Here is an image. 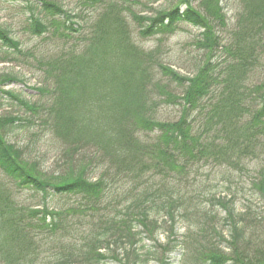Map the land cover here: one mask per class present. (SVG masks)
Here are the masks:
<instances>
[{
	"label": "trees",
	"instance_id": "16d2710c",
	"mask_svg": "<svg viewBox=\"0 0 264 264\" xmlns=\"http://www.w3.org/2000/svg\"><path fill=\"white\" fill-rule=\"evenodd\" d=\"M9 1L24 2L25 28L42 40L25 45L0 24V60L32 59L45 79L31 100L0 75V100L24 108L0 115V264H264V0H241L231 26L222 0L150 16L133 9L142 0H82L101 4L87 23L56 0ZM181 24L199 30L187 75L135 41ZM71 37L77 46H58ZM48 141L82 168L47 177ZM208 166L241 170L251 187L224 171L211 184ZM17 189L36 204H18ZM67 196L78 202L62 206Z\"/></svg>",
	"mask_w": 264,
	"mask_h": 264
},
{
	"label": "rangeland",
	"instance_id": "374dc122",
	"mask_svg": "<svg viewBox=\"0 0 264 264\" xmlns=\"http://www.w3.org/2000/svg\"><path fill=\"white\" fill-rule=\"evenodd\" d=\"M55 1V0H53ZM59 3L63 4L64 8L71 10L72 13L77 14L78 18H76V21L78 23H83L85 20L87 23L89 21V17L95 15L94 9L97 7L99 9L101 7V4H96L95 7L90 5H83L82 0H56ZM112 0H102V2H107ZM143 5L141 3H136L133 6L134 10H137V12L142 11L143 14L146 15H154L156 10L163 8H168V6L172 5L176 0H152V1H146L142 0ZM199 0H194L193 5L198 6ZM221 5L224 8V12L226 14V17L228 20L232 21L230 26L233 24L234 20L236 19V16L238 12L241 10L242 2L241 0H222ZM24 2H11L9 0H0V24L1 25H7L10 27L13 31V35L18 37L25 45L30 44L34 41H41L38 36H35V34H32L29 29H26V17L23 14L24 11ZM128 19L130 22H132L131 17L128 16ZM45 22H49V20H46ZM229 25V23H228ZM229 26V27H230ZM228 29V28H227ZM227 29H225L223 32H228ZM232 29V27H230ZM198 32L195 27L189 25V24H181L177 31L170 35L169 37H162L159 40V37L157 38H149L147 40L140 39L138 35L135 36V41L137 44L141 45V47H144L145 49H154L157 48L160 56L165 60L169 59L171 63H173L177 68H180V72L183 74H188L186 71L190 69V65L193 63L196 53V44L193 42L195 39L198 38ZM45 33V38H48L52 40V43L47 47V49L51 50L54 49L55 46V35L52 32ZM73 37L69 38L68 40L64 41V39L58 38L57 44L59 47H62L64 49L68 48L69 46H77L80 41L78 40H72ZM196 41V40H195ZM37 45V42H36ZM264 63V60H263ZM35 62L32 61V59H29L27 64H23L21 62L16 61H1L0 60V75L1 74H13L17 76L16 81L7 83L2 86L4 89L14 90L16 92H21L23 98H29L31 100H36L38 97H40V93H37L35 90L30 89L33 87H40L41 81L45 79L44 74L41 70H37L35 67ZM262 70V68H261ZM254 74V75H253ZM252 77L258 76V71L254 72ZM23 79V80H22ZM22 80L23 82H21ZM24 112V108L19 105L15 100L6 101L5 99L0 100V115H10V114H22ZM16 140L19 139V137L15 138ZM41 146V150L43 153L39 156L38 154H34L33 157L39 156V167L40 169L47 174V177L49 176H56L61 173H64L66 175H70V173H77L79 169L82 167L79 165V162L72 161L76 160V157L73 156L72 159L67 160L64 162L66 157H62L55 150L54 144L51 143V141H48L47 144H39ZM31 151L32 148H26L25 152L27 153L28 157L31 158ZM249 170L254 171L255 165H248ZM210 166H208L207 174L203 177L207 178V181L210 180L211 184H217L219 183V179L221 178L222 172L224 171L226 174L232 176V177H239L242 179L241 185L243 186L244 191L248 189L250 185V179L248 178V174L241 173V170H232L229 172V170L223 169V168H216L212 169L213 172H211ZM199 175L201 173H198ZM184 185V183H182ZM183 188V187H182ZM186 190V188H183ZM241 190V189H240ZM240 190L236 191L237 199L242 198L243 195L239 192ZM242 191V190H241ZM252 191V189H251ZM13 198L15 201L24 206L29 205H35L37 198H35V195L33 193H29V190L27 189H17L13 193ZM78 200L74 196H67L65 198H62L60 200V204L62 206L68 207L71 206L74 203H77ZM50 206V205H49ZM223 214V212L221 213ZM80 222V224H78ZM71 223H73L74 228L76 231L80 232L83 230V228L86 225V219L83 217H73L71 219ZM155 237L158 240V243L163 244L166 240L163 234L158 233V235H155ZM144 242L149 243V241L144 240ZM179 258V254L176 255L174 264L176 263ZM108 264H117L115 263L112 257H109ZM156 261V260H155ZM152 261L151 264H156L157 262Z\"/></svg>",
	"mask_w": 264,
	"mask_h": 264
}]
</instances>
